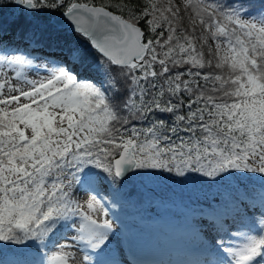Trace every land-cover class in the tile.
I'll use <instances>...</instances> for the list:
<instances>
[{"label":"snow or ice","instance_id":"1","mask_svg":"<svg viewBox=\"0 0 264 264\" xmlns=\"http://www.w3.org/2000/svg\"><path fill=\"white\" fill-rule=\"evenodd\" d=\"M0 264H143L128 185L187 206L200 258L264 264V0H0Z\"/></svg>","mask_w":264,"mask_h":264},{"label":"rangeland","instance_id":"2","mask_svg":"<svg viewBox=\"0 0 264 264\" xmlns=\"http://www.w3.org/2000/svg\"><path fill=\"white\" fill-rule=\"evenodd\" d=\"M130 187L131 184L128 185L127 192ZM132 201L130 198L126 200L125 207L120 216L121 226L125 230L126 243L131 240V244H142L147 238L149 229H154V256L155 260L159 261L156 264H178V262L186 259L198 258L195 253L198 249V244L190 231L187 206L182 205L178 199L168 197L164 200L161 199L158 206H149L143 217H129V208ZM154 221L156 222L155 228L147 226ZM182 229L183 231H181ZM165 236L169 237V241L171 239L175 240L177 250H180L181 253L176 252L174 249L173 251L170 250L169 242L164 240ZM128 238L131 239L128 240ZM160 245H163V248L171 252L161 254ZM125 247L126 249L131 248L127 244ZM136 256L138 255L136 254Z\"/></svg>","mask_w":264,"mask_h":264},{"label":"trees","instance_id":"3","mask_svg":"<svg viewBox=\"0 0 264 264\" xmlns=\"http://www.w3.org/2000/svg\"><path fill=\"white\" fill-rule=\"evenodd\" d=\"M15 15L13 9H9L7 12H0V22L11 24ZM128 193L130 194L128 198L133 200L129 208V217H143L149 206H158L161 199L164 200L171 197L178 199L182 205L188 206L198 199L202 200L206 196L205 194H208V189L201 188L195 181L181 184L161 178H145L143 181L137 180L134 184H131ZM168 239L169 237L165 236L164 240L169 242L170 250L173 251L174 249L176 252L181 253L180 250H177L175 240L171 239L169 241ZM162 246L160 245L161 254L171 252Z\"/></svg>","mask_w":264,"mask_h":264},{"label":"bare ground","instance_id":"4","mask_svg":"<svg viewBox=\"0 0 264 264\" xmlns=\"http://www.w3.org/2000/svg\"><path fill=\"white\" fill-rule=\"evenodd\" d=\"M147 226H150V227L155 228L154 226H156V222L154 221V222L148 224ZM150 227H148V228H150ZM149 230L150 231L147 234V238L145 239V241H143L142 244H131L130 243V241H131L130 239L131 238L130 239L128 238V240H130V241H128L127 243H125V245L127 244V246H130L131 247V248H127V249H130L131 250V253H134L135 252L138 256L141 257L140 258V257L136 256V254L134 253L135 254V257L138 260H140L142 262H144V261L147 260V261H153V262H156L157 263V260H155V256H154V253H155L154 252L155 251V247H154V235H155V231H154V229H149ZM195 253L198 256V258H200L201 253L198 252V251H195Z\"/></svg>","mask_w":264,"mask_h":264}]
</instances>
